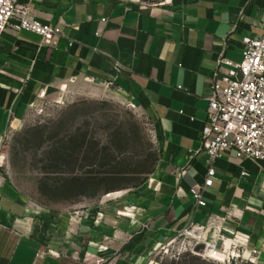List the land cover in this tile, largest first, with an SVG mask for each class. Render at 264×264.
Segmentation results:
<instances>
[{"label": "crops", "instance_id": "crops-1", "mask_svg": "<svg viewBox=\"0 0 264 264\" xmlns=\"http://www.w3.org/2000/svg\"><path fill=\"white\" fill-rule=\"evenodd\" d=\"M31 14L60 32L50 45L27 30L3 36L0 161L6 136L36 107L98 95V83L143 99L165 138L156 171L99 210L40 216L0 179V264H146L157 243L193 224L264 264V161L225 152L207 206L191 194L209 168L201 148L211 76L221 60L240 63L244 38L263 33L264 0H43Z\"/></svg>", "mask_w": 264, "mask_h": 264}, {"label": "rangeland", "instance_id": "rangeland-1", "mask_svg": "<svg viewBox=\"0 0 264 264\" xmlns=\"http://www.w3.org/2000/svg\"><path fill=\"white\" fill-rule=\"evenodd\" d=\"M98 86L103 93L36 107L4 140L0 179L40 216L96 210L108 194L138 185L158 167L161 152L145 101ZM199 235L183 232L157 243L146 264H251L239 252L214 260Z\"/></svg>", "mask_w": 264, "mask_h": 264}, {"label": "built area", "instance_id": "built-area-1", "mask_svg": "<svg viewBox=\"0 0 264 264\" xmlns=\"http://www.w3.org/2000/svg\"><path fill=\"white\" fill-rule=\"evenodd\" d=\"M42 1L0 0V45L5 32L10 28L39 34L45 45L53 43L60 32L58 26L42 22L31 14L33 5ZM244 43L243 60L238 64L221 60L211 76L212 95L201 148L208 155L209 168L204 183L191 189L198 208L207 206L204 191L213 184L216 163L225 152L234 150L240 159L264 161V24L261 35L246 37ZM223 62L230 65L225 73L221 71ZM150 132L158 145L165 138L160 125L155 121L151 123ZM126 212L120 213L128 215ZM103 217L104 213L99 212L96 223H100ZM204 229V226L196 228L193 224L183 232L200 233L202 239ZM203 241L206 245L205 254L213 259H223L217 256L218 253L228 259L234 255L223 245ZM100 250L105 251L107 248L101 246Z\"/></svg>", "mask_w": 264, "mask_h": 264}, {"label": "bare ground", "instance_id": "bare-ground-1", "mask_svg": "<svg viewBox=\"0 0 264 264\" xmlns=\"http://www.w3.org/2000/svg\"><path fill=\"white\" fill-rule=\"evenodd\" d=\"M195 237H198V234L197 233H194ZM223 248H225L227 251H230V252H233L234 255H236V251L235 250H232L233 248L231 247V244H227V242L223 245ZM213 251L211 252V254L213 255ZM217 256H220V257H223V254H217ZM232 256V255H231ZM239 256H240V253H239ZM236 257V256H235ZM215 260V259H214Z\"/></svg>", "mask_w": 264, "mask_h": 264}]
</instances>
